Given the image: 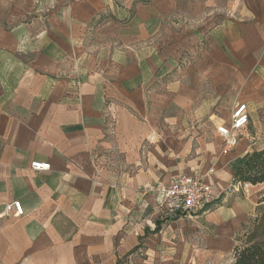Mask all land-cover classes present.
I'll return each mask as SVG.
<instances>
[{
  "label": "crops",
  "instance_id": "obj_1",
  "mask_svg": "<svg viewBox=\"0 0 264 264\" xmlns=\"http://www.w3.org/2000/svg\"><path fill=\"white\" fill-rule=\"evenodd\" d=\"M25 1L29 3L26 8L9 9L0 26V264H116L126 255L130 257L127 264H185L197 258L200 262L202 257L205 262L223 258L235 248V235L264 196L263 184H237L236 170L264 146L251 148L246 140L250 138L248 127L233 150L224 149L216 128L230 123L233 108L227 120L213 123L224 153L207 166L198 168L183 161L172 163L171 168V145L162 131L157 149L147 156L155 161L137 167L133 175L109 168L104 156L98 155L91 164L96 152L112 145L130 149L152 141L160 127L175 117L170 116L168 103L148 105L150 91L145 85L155 73L169 72L170 62L163 64L151 54L150 63H143L140 59L146 51L130 47L117 54L107 72L84 73L82 69L76 80L79 70L74 68L86 62L81 36L97 19H106L102 22L105 27L109 17L124 23L128 30L125 39L136 46L156 34L165 17L178 11L186 21L173 37L171 48L179 45L185 49L193 47L196 34L215 25L217 0H43L49 5L64 4L59 13L50 12L44 26L36 19L26 21L25 17L32 16L29 5L34 0ZM226 1L231 8L234 0ZM243 5L247 7L243 10L245 22L234 23L242 30L235 55L249 49L257 38L264 45V0H243ZM16 17L24 20L15 21ZM225 41L229 46L234 43L231 37ZM211 61L209 56L203 60L204 67L197 66V79L211 77ZM259 61L261 69L251 72L249 80H264V61ZM186 76L182 73L168 86L177 93L174 107L185 116L192 114L187 110L188 86L181 78ZM259 94L231 95L229 103H246L252 120L251 107L260 101ZM194 111L206 114L211 104ZM173 150L179 157L182 149ZM133 154H129L130 160L138 163ZM36 160L49 162L50 170H31L30 164ZM210 169L215 171V191L224 193L236 186L247 190L245 197L235 194L239 190H231V196L227 191L194 216H173L160 209L154 186L169 183L171 176L180 173ZM114 175L128 179L122 184H106L105 177ZM14 200L21 202L23 215L7 210ZM188 238L204 240L202 249L197 247L199 254L193 248L184 252ZM144 251L146 259L140 257Z\"/></svg>",
  "mask_w": 264,
  "mask_h": 264
},
{
  "label": "rangeland",
  "instance_id": "obj_2",
  "mask_svg": "<svg viewBox=\"0 0 264 264\" xmlns=\"http://www.w3.org/2000/svg\"><path fill=\"white\" fill-rule=\"evenodd\" d=\"M149 1L150 0H147V2ZM240 1L242 5L239 0H234L232 7L227 8L226 0H217L218 17L215 19V25L210 31L196 34L198 40L193 44V47L191 46L185 49L179 45L171 48L173 37L177 36V33L182 29V22L186 21L185 18L179 16L178 11L177 13L172 12L169 16L165 17L162 26L159 27V31L151 38L144 40V42L136 46L134 43L125 39L128 30L122 22H117L108 16L109 18L106 23L110 22L106 24L107 27L102 24V22L106 20L104 18H102V21L101 19H97L89 23L84 30V35L81 36L86 50V54L83 56V58H86V62H84L83 66L75 65V70H79V73L75 75V78H77L76 80L80 78L79 74L82 69L84 73L85 71L90 73L107 72L117 58V54L129 51L130 47L134 49L138 47L139 51H146L147 53L146 56L143 55L140 59L143 63L145 60L147 64L150 63V61H147V58L149 56L151 57V54L152 56H158L163 64L170 62L168 67L169 72L162 76L155 73L156 76L153 78L149 77L145 81V85L148 88L147 91H150L147 92L148 105L159 104L161 106V104L166 105L168 103L171 108L170 116H175L174 118H170L165 126L160 127V130L157 131L158 133L157 135L155 134L156 137L152 139V141H147V143L145 142L142 145L130 146V149L124 146L119 147L118 145H112L104 152H96L91 164L97 161L98 155L104 156L105 165L109 168H115L118 172L121 171L125 172L127 175H133L137 167L155 161H149L147 156L148 152L157 149L155 144L158 140L161 141L159 133L162 131L164 135L168 137L169 145H171V168H173L172 163H181L183 161L185 164L194 163L197 167L201 166V164L207 166L212 162V159L213 161L216 158L219 160L221 153H224L222 144L215 133L213 123H220L223 120H227L230 116L232 109L237 103L236 101L231 104L229 103L231 95L235 97L240 95V97H243L247 93H252V91L260 93V97L259 95L256 96L260 98V101L255 102L253 107H251L253 116L248 130L250 138H246V140L251 145V148L264 146V100L262 98V96L264 97V80L257 81L254 77L249 80L251 72L254 73L257 69L259 71L262 67L259 60L264 61V57L262 58L264 45L257 38L249 49L246 48L243 53L241 51L238 52L239 55H235L237 51L236 44L239 42L242 30L234 23L245 22V19H243V10H247V7L243 5V0ZM228 3L232 2L230 1ZM26 4L29 3L25 0H0V26L2 25L3 15L6 14L9 9L18 12L19 9L26 8ZM63 5L64 4L60 2L51 3V5H49L43 0H34L29 5L32 16L25 17V19L26 21L36 19L41 25H47L49 23L48 15L50 12L59 13ZM248 10L253 13L256 12L254 8H248ZM23 20L24 17L20 20L18 17L15 19V21ZM226 20H228V24L222 23V25L219 26L221 21ZM229 37L234 40L232 46L226 45L225 39ZM228 53L234 55L233 59L228 56ZM209 56L212 58L210 65L211 77L209 78L206 76L197 79L194 75V73L198 74L199 72L197 66L202 64L204 67L206 64H203V60ZM182 73H186L187 75L185 78H183L184 76L181 78L185 81V85L188 86L187 93L190 96V106L187 110L192 113L186 116L183 113H179L178 109L174 107L178 105L176 103L177 93L168 88L171 83L177 82V79H179ZM226 76L228 77L227 79L225 78ZM257 98L256 100L258 101ZM241 99L237 101H241ZM205 103H208L209 106L211 104V111L206 114L197 115L194 110H198ZM225 108H228V111H226ZM183 115L186 117L184 119L185 124L182 122ZM163 121L165 122L164 118ZM252 136L254 139H251ZM107 138L111 141L113 140V137L109 134ZM178 147L182 149L179 153V157H177V154L173 150ZM124 148H126V151ZM133 152L136 153L133 154ZM129 154H133L132 157L137 158L138 163L131 161ZM175 176L176 175L171 176V180ZM126 179H128V176L121 179L119 176L114 175L112 177H105V183L113 185L122 184L126 182ZM155 179L161 181L163 178ZM155 184L156 183H154V185ZM153 191H155V186L153 187ZM233 191H235V189H233ZM228 193H230L231 196L234 192L228 191ZM223 194L227 193L224 192L222 195ZM235 194L239 195V197H245L247 190L245 188L240 189L239 191H235ZM158 200L160 201V197H155V201L159 202ZM260 213H264V208L261 209ZM256 216L257 214L254 212L252 217ZM179 241L184 243L183 240ZM72 243L75 244L76 242ZM204 245L203 239L198 241L197 238H195V240H193V238H188L185 240L186 249L184 252L193 248L194 254H199V249L197 247L202 249ZM142 248L144 247L142 246ZM140 257L146 259L148 256L144 251V255H140ZM129 259V255L120 257L116 260V264H127ZM233 260L234 248L226 252L225 256L217 262H205V258L202 257L200 262H198L197 258L185 264H231Z\"/></svg>",
  "mask_w": 264,
  "mask_h": 264
},
{
  "label": "built area",
  "instance_id": "obj_3",
  "mask_svg": "<svg viewBox=\"0 0 264 264\" xmlns=\"http://www.w3.org/2000/svg\"><path fill=\"white\" fill-rule=\"evenodd\" d=\"M251 116L246 103L235 105L230 123L218 125L217 134L223 141L226 151L233 150L239 142L241 133L249 127ZM49 162L36 160L31 163L33 171L50 170ZM214 169L202 173H180L169 183H159L155 192L160 196V209L173 216H194L203 213L209 204L223 192L214 190ZM239 190L236 186L227 188L224 192ZM7 210H15V215H23L24 209L19 200L7 204Z\"/></svg>",
  "mask_w": 264,
  "mask_h": 264
},
{
  "label": "trees",
  "instance_id": "obj_4",
  "mask_svg": "<svg viewBox=\"0 0 264 264\" xmlns=\"http://www.w3.org/2000/svg\"><path fill=\"white\" fill-rule=\"evenodd\" d=\"M237 184L264 185V148L254 150L235 173ZM264 196L258 201L256 217L249 218L235 235L233 264H264Z\"/></svg>",
  "mask_w": 264,
  "mask_h": 264
}]
</instances>
